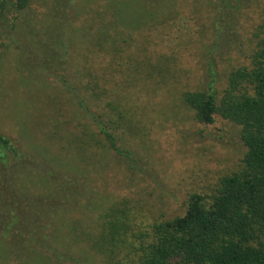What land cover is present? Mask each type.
Masks as SVG:
<instances>
[{"label": "rangeland", "instance_id": "1", "mask_svg": "<svg viewBox=\"0 0 264 264\" xmlns=\"http://www.w3.org/2000/svg\"><path fill=\"white\" fill-rule=\"evenodd\" d=\"M229 3L33 0L1 48L0 134L71 181L72 196L59 195L39 166L20 169L25 200L0 196V264H58L39 237L74 259L64 264H139L155 224L183 216L191 195H212L241 169L240 129L219 116L200 123L183 100L205 89L209 58L220 97L230 73L249 64L264 0ZM55 72L99 93L123 155ZM13 204L27 211L18 223L6 211Z\"/></svg>", "mask_w": 264, "mask_h": 264}, {"label": "trees", "instance_id": "2", "mask_svg": "<svg viewBox=\"0 0 264 264\" xmlns=\"http://www.w3.org/2000/svg\"><path fill=\"white\" fill-rule=\"evenodd\" d=\"M32 2L0 0V57L3 41L11 37L17 28L16 21L25 16ZM258 31L255 35L258 42L249 64L230 73L221 97L217 89V62L213 57L208 61L205 89L183 95L184 103L194 111L200 123L211 125L219 116L240 129L239 136L246 147L241 169L224 177L212 195H191L183 216L155 224L150 233L152 241L139 248V264H264V25ZM218 32L221 31L218 29ZM218 36L221 35L218 33ZM220 47V44L215 45L214 49ZM54 51L66 57L62 49ZM56 78L78 106L84 120L109 142L112 150L123 155L115 134L101 115L99 93L84 86L89 93L74 77L56 74ZM24 153L12 139L0 134L2 199L25 200L15 185L16 174L28 165L34 167L35 163L27 160ZM126 154L130 157L131 152ZM38 166L44 173L40 171V174L48 178L59 195L72 196L71 189L66 188L71 181L46 164H35L36 168ZM6 211L12 213L15 221L27 213L16 204L6 207ZM34 240L58 264L70 262L71 257L56 250L49 239Z\"/></svg>", "mask_w": 264, "mask_h": 264}]
</instances>
